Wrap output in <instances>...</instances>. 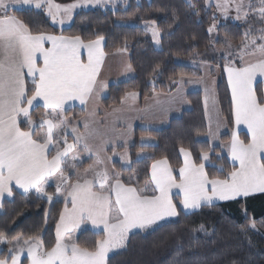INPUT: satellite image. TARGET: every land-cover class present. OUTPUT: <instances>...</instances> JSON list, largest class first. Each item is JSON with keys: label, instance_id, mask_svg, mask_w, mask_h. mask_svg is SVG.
Wrapping results in <instances>:
<instances>
[{"label": "snow or ice", "instance_id": "obj_1", "mask_svg": "<svg viewBox=\"0 0 264 264\" xmlns=\"http://www.w3.org/2000/svg\"><path fill=\"white\" fill-rule=\"evenodd\" d=\"M115 2L75 0L61 5L54 0H0V208H3L5 194L13 196V186L24 193L34 190L52 203L53 195L46 192V186H50L53 178L56 194L63 195L64 199V208L56 223L55 244L46 247L38 237L21 242L17 235L13 238L15 244L7 249L8 254L0 257V264H22L21 257L25 253L28 264H108L109 254L125 248L134 230L148 231L161 221L179 217L173 189L178 190L179 206L183 210H198L217 200L230 201L264 193V96H258L255 87L258 78L259 82H264V0H216L215 3L225 17L234 9L236 20L247 23L250 17H255L262 25L255 30L249 26L238 52L227 42L222 57L236 128L244 125L249 134L245 141L233 130L230 142L224 145L238 167L223 178L210 177L204 163L210 161L209 152H201L202 162L197 163L190 150L181 148L184 159L178 175L167 158L157 160L151 165L150 179L143 188L126 184L107 168L85 170L74 181L66 173L67 166L75 169L80 160L79 144L89 153L93 150L89 141L96 130L87 120L83 123L84 132L76 126L71 128L73 143H68L67 125L71 121L65 113L72 106L70 102L86 105L95 94L105 55L104 37L85 42L80 36L33 33L11 13L18 6L46 8L53 24L63 25L72 19L76 8L108 3L115 7ZM206 5L210 7L212 0H206ZM190 7L195 8V5L190 3ZM155 25V21L145 24L159 44L160 29ZM215 28L213 23L209 33ZM82 49L87 53V62L82 59ZM247 56H258V59L251 62ZM26 76L31 78V90ZM185 82L192 81L183 78L178 81ZM137 96L136 92L127 93L132 100ZM36 107L45 109L39 121L31 114ZM38 129L45 131L38 135ZM101 151L102 148L96 152L98 158ZM103 162L102 158L98 159V163ZM149 185L154 186L152 194H148ZM86 221L99 230L100 238L91 248L82 247L74 236ZM251 227H256L255 222ZM200 229L203 230V225ZM11 243L0 235V244Z\"/></svg>", "mask_w": 264, "mask_h": 264}, {"label": "trees", "instance_id": "obj_2", "mask_svg": "<svg viewBox=\"0 0 264 264\" xmlns=\"http://www.w3.org/2000/svg\"><path fill=\"white\" fill-rule=\"evenodd\" d=\"M190 3L195 8L190 7ZM11 14L22 20L33 33L80 36L85 42L103 36L105 55L127 54L133 78L107 88L106 97L101 100V106L106 110L120 105L127 93L136 92L139 100L143 101L156 93H172L179 78H199V70L189 68L185 63L220 65L219 69L223 71L225 60L222 57L227 50V42L232 44L233 51L238 52L249 26L253 30L262 26L255 17H250L247 23H222L216 29V37L211 40L208 29L218 21L206 0H129L126 7L119 6L114 10H80L74 14L69 28L61 30L54 28L50 19L38 9H15ZM151 21H155V26L160 29V49L153 46L150 35L142 26ZM239 63L237 59L236 64ZM255 87L259 93L262 84L257 83ZM216 90L219 111L231 130L232 102L222 74ZM187 101L190 109L179 119L171 120L166 128L135 130V138L149 136L155 144L143 147L135 143L129 148L131 166L124 170L114 162L115 175L118 174L126 184L143 188L149 180V168L154 161L167 158L171 167L178 171L182 166L179 159L181 148L190 150L197 163L202 162L201 152H209L210 161L205 163V169L210 177L223 178L233 170L234 166L219 148H212L206 140H199L207 130L201 94L191 92L187 94ZM44 113L45 110L39 107L31 111L36 121ZM83 113L78 107L66 112L74 119ZM226 139L227 136L222 137V140ZM136 151L150 156L135 162L133 155ZM90 162L91 159L80 163L75 171L78 173ZM67 174L75 180L74 174L69 171ZM46 192L53 195L52 203L35 191L22 195L14 191L11 199L2 202L0 235L12 243L0 244V257L8 254L7 249L15 244L13 238L17 235H20L21 242L38 237L46 247L55 244L54 231L64 202L55 199L53 183L46 186ZM178 209L179 217L163 222L149 232L131 234L127 246L111 255L108 264H264V196L226 205L204 206L189 214ZM242 211L245 214H239ZM252 222L258 227V233L248 230ZM99 238L97 233L82 231L76 240L82 247L91 248ZM25 263L26 260L22 262Z\"/></svg>", "mask_w": 264, "mask_h": 264}, {"label": "crops", "instance_id": "obj_3", "mask_svg": "<svg viewBox=\"0 0 264 264\" xmlns=\"http://www.w3.org/2000/svg\"><path fill=\"white\" fill-rule=\"evenodd\" d=\"M38 10H40V9H38ZM41 11L44 13L43 10H41ZM44 15H45V13H44ZM47 18H48V16H47ZM48 19H50V18H48ZM57 36H59V35H57ZM46 47H50V44H46ZM102 47H103V43H102ZM82 52H83V50H82ZM86 55H87L86 52H85V54H82V59L85 62H87ZM256 59H258V57H247V60L251 61V62H255ZM185 65L188 66L189 68L191 67V68H194V69H197L200 71V69L195 67L194 64L185 63ZM129 69H130L129 59H128V56L126 53L120 52V53H116V54L104 55V59H103V62L101 64L100 71H99V74L97 77V82L101 83L99 88L103 89L105 92L104 94L106 95V90L111 84H120L121 82L128 81V80L132 79L133 78V70H131V69L129 70ZM101 74L104 76L100 77ZM221 74L226 79L227 87H228L229 93H230V100H231V90H230L229 85H228L227 74L224 71H221L219 68L213 66V67H211V71L209 72V75H208V77L211 81V90H212V92L210 93L208 98L206 97V94L203 91L202 92L201 91H192V90H195V89H192V88H194L193 86L195 85V83H193V82H191V83L185 82L183 84L178 83L176 89L172 93H168V95L156 93V95H154L150 98H147L143 101L139 100V96H137L135 100H132L131 98L125 97L122 100L120 105L112 106L108 110L104 109L103 106H101V100H103L106 97V96L104 97L101 95L96 100L97 106L95 107V110L93 112H88L90 110L89 106L92 105V103H91L92 101H90V100L86 105H81L80 103H78L76 101L70 102V104L72 106L68 110L74 109L76 107H78V108L80 107V108H82L84 113L81 117H78L77 119H74L71 115H67L65 113L66 117L68 119L70 118L69 120L71 121V124L67 125V127H68V129L71 130V128L73 126H76V127H78L80 132H84L85 129L83 127V124L81 125L79 123L80 122L84 123V121H86L88 118H90L91 121L90 120L88 121L90 124V127L97 130L96 135L91 138L92 141H94L92 149L96 147L95 151L97 152L98 149L102 148L103 151L100 152L101 156H103L104 158L112 157L111 160L108 159V162L112 168V175H115L114 162L118 163L120 165V167L124 170L128 169L131 166L132 161L130 158L131 152L129 151V148L132 147L135 143H137L143 147L153 146L155 144V141L149 136H147V137L146 136H140L138 138H135V130L139 129L142 131H158V130H161L163 128H166L171 120L179 119L183 112L188 111L190 109V104L187 101V94H190L191 92H197V93L201 94L202 112L204 114V123H205L206 129H207L204 137L199 138V140L200 141L206 140L210 147L219 148L221 154L226 159H228L234 167H238L239 166L238 162L234 164V162L231 160V158L228 154L227 147H225L224 145H227L230 142L231 134H232L233 130L238 131L240 138L242 140H245V141H247L249 139V134H248L247 129L244 125H240L238 129L236 128L233 114H232L233 128L231 130H229L228 125L225 123V120L219 111V102L217 101L216 86L220 81L219 75H221ZM25 79L27 82V87L32 85L31 81H29L30 80L29 77L26 76ZM181 79L182 78H179V81ZM191 79L199 80L201 78H191V77L190 78H183L184 81H192ZM99 83H97V87H98ZM257 83L262 84L260 92L257 93L258 96H264V82H259V78H258ZM105 84L107 85V87H102V85H105ZM32 88H33V85H32ZM39 108L44 109L43 107H39ZM114 109L116 111H114ZM232 113H233V109H232ZM89 115H90V117H88ZM110 124L114 129L118 130L119 132L124 130L126 140L134 141V144L130 147H127V148H122L121 146H118L116 148L111 149L112 148L111 147L112 141L110 140V129L105 127V126H108ZM100 126L102 128H100ZM99 128L105 129V132H101L100 134H98ZM41 131L43 132V131H45V129H38L37 134L39 135L41 133ZM68 133L69 134L67 136V139H68V137L70 138V139H68V143H73V135L70 132H68ZM128 135H129V137H128ZM224 136H227L226 140H222V137H224ZM142 137L145 138L143 141L141 140ZM212 138H213V140H212ZM78 146L79 147H77V148H79V151H81L80 153H84L85 156L88 157L86 160H84L82 162H85V161L91 159L90 163H92L94 161V156H96V154L93 152V150L91 153H89L88 151H86L84 149V146L82 143L79 144ZM114 150H116V152H117L116 154H121V155H118V159L113 157V155L115 153ZM123 151H125V154ZM138 153H142V154L138 155ZM149 156L150 155L148 153H145L143 151H136L133 155V158H134V161L136 162V161H141V160L147 159ZM121 157H124V158L122 159ZM69 159L71 160L70 157H69ZM179 159H180V161H182V165H183V159L184 158H183V155L180 153V151H179ZM120 160H121V163H120ZM82 162H80V163H82ZM90 163L88 164V166L90 165ZM204 163H207V162H204ZM79 164H77L76 168L79 166ZM151 165H150L149 172H148L149 179H150V174H151ZM88 166H86L84 169H86ZM70 168H71L70 166L66 167V173L70 170ZM177 175H178V171H177ZM75 177H76V175H75ZM50 183H53L55 186V179L53 178L50 181ZM153 187L154 186L149 185V193L148 194H152V188ZM14 191L22 195V194H29V193L33 192L34 190H31L28 193H24L22 189H17V188H15V186H13V192ZM177 193H178L177 189L172 190L173 200H174V202L177 203L178 207L180 208V206H179L180 197L177 195ZM258 196L259 197L264 196V193H254V194H250L248 197H239L235 200H230V201H218L217 200V201H214L211 206L219 205V204L226 205V204L233 203L235 201H242L245 199H249V198L251 199L253 197H258ZM9 199H11V197H8L7 194H5L3 201L9 200ZM55 199H57V194H56ZM58 200H61L64 202L63 198L62 199L58 198ZM205 206L207 207V205H205ZM202 207H204V206H202ZM63 208H64V205H63ZM63 208H62L61 212L63 211ZM241 209H240V211H241ZM181 211L183 213L189 214V213L196 212L197 210H183V209H181ZM239 214H245V212L242 211ZM173 219L174 218H168L165 221L159 222L158 225H161L163 222H167V221H170ZM154 227H156V226H154ZM55 230H56V228H55ZM82 231H90L91 233H93V232L98 233L99 230L93 229L91 223L86 221L85 223H83L81 225L80 229H78L74 233L75 238H77V236L80 233H82ZM149 231H151V229L148 231L134 230V233L149 232ZM54 235H55V231H54ZM25 260L27 263V259H25Z\"/></svg>", "mask_w": 264, "mask_h": 264}, {"label": "rangeland", "instance_id": "obj_4", "mask_svg": "<svg viewBox=\"0 0 264 264\" xmlns=\"http://www.w3.org/2000/svg\"><path fill=\"white\" fill-rule=\"evenodd\" d=\"M135 1H139V0H135ZM186 2L187 1H190V0H185ZM55 3H58V4H61V5H67V4H71V3H74L75 0H54ZM129 0H116L115 2V7H113V4L112 3H108V4H105V5H89L88 7H79V8H76L74 9L73 11V16L74 14L77 12V11H80V10H88V9H91V10H95V9H102V10H107V9H118L119 6H123V7H126L127 4H128ZM215 3H216V0H212V9H213V15H215L217 17V21L215 24H216V28L215 30L210 33V36H211V40L214 39L216 37V29L218 27L219 24H222V23H227V22H243V20H236L235 19V10H230L229 13L227 14V17H225V15H223L220 11L217 10L216 6H215ZM26 8H33L35 10H37L34 6H23V7H20L18 6L16 9H26ZM40 10H43L45 15H47V11H46V8H41ZM72 16V18H73ZM48 18H50L48 16ZM50 22H51V25L54 27V28H57L58 30H61V29H66V28H69L71 22H72V19L71 20H66L65 23L63 25H60V24H53L51 18H50ZM143 28L145 29V31L148 33V35H150L151 39H152V43H153V46H155L156 49H160L161 46H160V43L157 44L156 41L153 39V36H152V33L150 31H148L146 29V26H145V23L142 24ZM209 33V31H208ZM83 50V49H82ZM81 50V52H82ZM86 51L83 50L82 54H85ZM87 57V55H86ZM247 57H258V56H247ZM246 57V59H247ZM255 59V58H254ZM191 64H194L195 67L199 68L200 69V77L201 79L197 80V79H191L193 83H195V85L193 86L194 88L192 89H195V90H192V91H203L205 94H206V97L208 98L210 93L212 92L211 90V81L208 77L209 75V71H208V68L210 67V65L208 66L207 64H199L197 62H190ZM190 63H187V64H190ZM193 65V66H194ZM212 67V66H211ZM210 67V68H211ZM130 70V69H129ZM104 75H100V77H102ZM220 76V75H219ZM220 78V77H219ZM29 81H31V78L29 77ZM99 83V82H98ZM101 83L98 84V87L96 88V92L95 94L92 96V98L90 99V101H92V105H90V110L88 112H93L95 110V107L97 106V102L96 100L102 95V96H106L104 93V90L103 89H100L99 86H100ZM31 88H32V85H30ZM79 103V101H76ZM80 108V107H79ZM82 109V108H81ZM84 109V108H83ZM90 117V115L88 116ZM70 119V118H69ZM90 118L87 119V121H89ZM91 121V120H90ZM79 124H83L82 122H80ZM106 128H109L110 129V140L112 141V148H116L118 146H121L122 148H127V147H130L134 144V141H131V140H126V137H125V132L124 130L123 131H118L116 129H114L111 124L108 125V126H105ZM100 128H102L100 126ZM99 128V133L100 134L101 132H105V129H100ZM67 131L71 133V130L68 129L67 127ZM97 131V130H96ZM42 132V131H41ZM129 137V135H128ZM99 138V137H98ZM214 138V137H213ZM212 138V140H213ZM126 141V143H125ZM90 145L93 146V143L94 141H92V139H90L89 141ZM79 147V146H78ZM96 147L93 148V152L96 154ZM99 150V149H98ZM125 150V149H124ZM81 151H79V148H77V154L80 156V160L78 162H76V164H79L80 162L86 160L88 157L85 156L84 153H80ZM114 155L113 157L114 158H117L118 159V155H121V154H116V150H114ZM124 154H125V151H123ZM93 156V155H92ZM102 158L104 160L103 163H98V159ZM71 160L69 159V164H71ZM120 163H121V160H120ZM92 168H107L109 170V172L112 174V168L108 162V159L107 158H104L103 156L100 155V157L98 158L97 155L94 156V161L92 163H90V165L86 168V169H83L82 171H80L79 173H76L75 170L73 168H70L69 170V173H73L75 174L76 176L77 175H81L84 173L85 170H88V169H92ZM62 199L63 198V195H60V194H57V199ZM250 229H248L250 232H254L256 231V233H258V227H255V228H252L251 225H249ZM123 249V248H122ZM122 249H117V250H114L113 252H111L109 254V257L115 253H117V251H120ZM26 256H27V253H25L22 257H21V261L23 262L25 259H26ZM28 264V261L27 263Z\"/></svg>", "mask_w": 264, "mask_h": 264}]
</instances>
